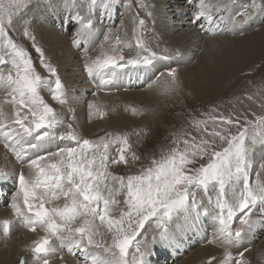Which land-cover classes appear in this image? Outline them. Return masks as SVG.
Listing matches in <instances>:
<instances>
[{
    "label": "snow or ice",
    "instance_id": "6c2138e0",
    "mask_svg": "<svg viewBox=\"0 0 264 264\" xmlns=\"http://www.w3.org/2000/svg\"><path fill=\"white\" fill-rule=\"evenodd\" d=\"M120 3L90 0L87 16L77 12L69 17L79 25L77 37L91 35L94 9L99 7L110 14ZM186 3L191 6L193 0ZM29 5L30 0H8L7 4L0 0V90L5 94L0 103V141L21 169L28 170L27 174L23 170L16 174L18 188L11 194L10 207L20 227L44 233L29 249L34 264H52L58 251L79 257V264H151L157 244L179 246L188 233L206 221L211 222L213 238L205 242L225 249L218 264H249L245 259L246 241L254 230L264 229V216H254V210L264 206V171H252L253 154L257 149L264 150V115L254 120L245 118L241 123L222 114L201 113L205 118L189 121L195 134L181 129L174 133L173 146L158 158L153 156L147 166L135 174H117L113 171L116 166L130 168L141 161L128 135L107 133L93 141L82 138L71 124L66 134L57 135L55 129L61 121L42 91L47 89L51 99L61 105L68 103V94L57 69L46 61L36 43L30 21L22 15ZM227 6L221 2L210 8L205 0H199L192 22L208 35H223L216 13L226 11ZM139 7L147 11L150 5L140 0ZM258 10L264 13V0H251L240 14L242 19L231 20L228 31L241 32ZM147 14L152 16L151 12ZM14 17L25 24L22 34L31 40L39 64L50 78L40 74L31 53L10 36L8 29ZM219 20L223 21L222 15ZM137 22L143 32L145 20ZM104 39L109 40V36ZM115 39L121 43L118 36ZM73 45L81 47V40L74 38ZM136 47L146 54L126 60L115 47L96 58L85 52L84 71L90 79L98 78L97 87L103 89L112 83L117 69L151 72L155 60L172 59V55L152 51L140 38ZM161 76H166L161 94L173 96L182 91L176 68L159 72L148 87L152 88ZM3 105H10L11 113ZM88 108L89 117L102 119L107 115L95 102H89ZM211 111L215 113L216 109ZM131 113L143 114L137 108ZM229 126H236L237 132ZM56 139L69 143L55 152L32 155L31 150ZM113 146H117L115 155L110 151ZM10 178L8 172L0 170V181ZM121 196L123 199H118ZM14 226L8 219L0 221V235L9 238ZM59 259L64 260V256L59 255ZM215 260L210 256L206 264ZM19 264L28 261L21 258Z\"/></svg>",
    "mask_w": 264,
    "mask_h": 264
},
{
    "label": "bare ground",
    "instance_id": "6f19581e",
    "mask_svg": "<svg viewBox=\"0 0 264 264\" xmlns=\"http://www.w3.org/2000/svg\"><path fill=\"white\" fill-rule=\"evenodd\" d=\"M63 1L60 3L59 7L56 5L50 9L53 18L56 21L54 27L50 29L49 26L41 25L38 26V28H42L40 30V35L45 41L44 44L47 45L46 47H48V51L53 54V61L57 62L59 65V71L61 70V74L63 75L62 77L65 80L64 85L66 86V91L69 90L67 93L68 103L71 104L70 107L73 106V109L75 108L74 114L76 113V111L78 112V117L76 118L75 115L74 119L76 118L78 126L81 127L80 131H82V133L84 134H88L87 137H89L90 135L98 137L106 133L107 131L114 130V128L124 127V125L126 124L123 122L124 117L122 116L121 111L125 106L128 105V103H125L126 101H128V99L129 101H141L142 103L149 100L161 102V104L162 102H166L165 98L167 96L161 94L160 91L166 80V76L160 77L159 81L153 84L152 88L148 87V83L151 76L153 75V71L164 72L168 68H176L178 70L180 80L182 81V91L180 92V95H186L190 93L191 96L194 95L201 97V95H203L207 97L217 91H221L234 79L233 72L234 70H236V64L234 63V57L230 56V54L236 52L237 49L235 50L231 48L232 44H241L242 46H245V48H248L250 50H253L254 48H264V28L257 29L260 26V23L264 21V13L258 12L259 15H257V18L253 16L252 19H250L242 26V31H250V33L239 32L237 34H233L228 31V29L231 28L232 20L230 19L229 11L231 12L233 9H235L233 0H205L210 8L213 5L221 2H226L228 5L226 11L216 13V22L221 24V28L224 30L223 35H226V37L224 38H219V36L213 37L206 34V31H202L196 23L192 22V16L194 11L199 6V0L197 3L195 2L196 0H193V4L191 6L188 3H183L182 0H153L154 7L157 12H155V18L159 27L158 31L161 33L160 39L158 38L159 40L156 44L157 47H161L164 43H159L160 41L166 40L168 42L169 45H165L164 47H168L166 49L172 48L168 51V53L172 55V62L170 60L165 61L162 59H157L154 61L151 72H143V70L132 69L131 67L116 71V79L115 82L112 83L113 85L101 89L97 87L99 80L90 81V79L83 72L85 52H87L88 56L91 58H96L101 54L100 50L99 54H95L98 51L96 49V45L98 43H95V37L100 33L99 30H101V27L98 24V29H94L91 35L87 36L86 38L77 37L76 32V35L73 38L66 37L65 34L70 27L77 26L78 29L79 25L74 21H70L69 19L70 16H74L77 13L74 4L71 3L72 0H67L64 2ZM180 1H182V3H180ZM246 2H248V0ZM50 3L51 2H49V4ZM78 6L79 4L77 5V7ZM99 10H101V13L99 12L100 14L98 15L101 16V19H103L102 21H107L108 24L106 23V25L114 27V21L118 18V15H120L118 14V7H114L110 14L104 13V10L102 8H99ZM238 12L239 11H237L234 15H236ZM60 13L65 15L64 20H61L60 16L58 15ZM34 14L36 17L35 20L42 21V14L37 12H35ZM220 15L223 16V21L219 20ZM214 26L215 25H213V27ZM207 27L208 24L207 22H205V29H207ZM94 32H97V34H95ZM74 38L80 39L81 44L85 43L81 51L79 49L80 47L77 48L73 45ZM94 43L95 47L93 46ZM221 43L229 50L225 52L226 55L216 60V56L214 57L216 52L211 54V50L214 48V46ZM123 46L124 45H122L121 47ZM157 50L154 51L158 52ZM200 50L204 52H201L200 54ZM50 52L49 54L51 55ZM142 54L144 53L142 52ZM209 54L212 56V58ZM198 56L199 58L196 60L195 57ZM225 58H229V60H224ZM184 66H187L188 68H185ZM128 86H137L133 89L138 88V91H129V88H127ZM143 87H145V89L147 90L149 89L150 91H140V89H142ZM94 91H96V93L98 94H95L93 96L92 92L94 93ZM88 93H90V95H87ZM101 94H103L104 96H102ZM116 95L119 96L116 97ZM90 98H92L91 102H95L98 107H100L104 111L110 112L108 116L109 119L107 118L108 121L101 122L98 117H89V108L88 105H86V101ZM4 99L5 94L3 92L2 95H0V103H2ZM3 107L7 112L8 108H10L11 106L3 105ZM65 108L59 110L60 114L58 117L59 120H61L60 126L62 125L63 127L65 125L64 122H67V118L70 115L69 110ZM70 110H72V108ZM143 120H145V118ZM72 125H75V127L78 129L76 123H72ZM52 142L53 141L46 142L45 146L41 149H38V151L50 149L52 146ZM2 145L3 141H0V170L8 172L11 178L7 181H0V206L4 207V210H0V220L3 221L5 219H8L10 221H13L14 224H17L15 222V217L13 216L12 209L10 213L8 211L10 207L8 208V206H10L9 202L11 200V194L16 190V174L21 171V167L19 166V162L17 160H14L8 155V153L5 152ZM257 155L264 156V151L257 150V152L252 156L253 166L256 170H258V166L260 164L261 167H264V158L260 162L258 160L257 163ZM22 170L27 174L28 170L26 167ZM259 171H261V169H259ZM123 174L124 173L122 172V175ZM9 186H11V188H9ZM118 199L122 198L118 197ZM60 203H62V201ZM258 211H261V214H258ZM254 216L256 218L264 216V206H259L258 209H255ZM208 225L210 227L209 230L213 232L211 222L206 221L195 232L188 233L179 246L167 247L157 244L155 250L161 252L163 250L161 256L165 257V261H172L170 263L173 264L186 257L193 251L195 247L198 248L199 246L200 248L198 251H196L193 255H190L187 259H183L179 264H199V262L206 264V261L210 256H215L216 260L213 261V264H218V261L223 258L225 249L218 244H208L205 242L206 236H208L209 238L212 237L211 233H206ZM261 230L264 231V229ZM259 231L260 228L254 230L253 234L249 236L245 244V247H247L248 249V251L245 252V259L249 262V264H252V261L255 262V264H260L261 261H264V241H262L255 247L251 246V243L257 239ZM22 232L25 233V236L23 237L24 242L18 243L17 240V243H15V245H13V247L11 248L7 247V238L0 235L4 238L0 240V264H19V260L21 258L27 260L28 264H34L32 254L27 253L28 255H25L23 249L25 250L28 248V246H32L33 242L40 239L43 236L42 234L44 233L38 234L37 232H30L27 229L23 230ZM262 234L264 235V233ZM232 251L235 253L236 250L232 249ZM184 254L185 256L181 258V256ZM59 255H63L64 260H60ZM78 259L79 257H72L68 255L66 251H58V255L55 259L52 260V264H79L80 261ZM165 261L163 262L161 260H158L157 262H155L151 259V264H165Z\"/></svg>",
    "mask_w": 264,
    "mask_h": 264
},
{
    "label": "rangeland",
    "instance_id": "374dc122",
    "mask_svg": "<svg viewBox=\"0 0 264 264\" xmlns=\"http://www.w3.org/2000/svg\"><path fill=\"white\" fill-rule=\"evenodd\" d=\"M73 1L75 0L71 1L72 4L75 3ZM182 1L183 3H186V0H182ZM182 1H180V3H182ZM210 1H213V0H210ZM4 2L7 4L8 0H4ZM49 2L51 3L49 4ZM61 2H62L61 0H56V1L55 0H30L29 7L27 9L22 10V15L24 19H26L27 21H30V30L36 37V43L43 49L45 53L46 61L57 69L58 74L62 80V83L65 84V80L62 77L63 75L61 74V70L59 71L58 63L53 61L54 56L50 51H48V47H46L47 45L44 44L45 41L40 35V30L42 28H38V26H41V25L49 26L50 29L54 27V24H56V21L54 20L50 9L56 5L59 7ZM144 2L150 5L147 11L139 7L140 0H121L120 6H119V13H118L120 15H118V18L114 21V24H113L114 27H110L109 25H106L107 21H103L104 25L99 24L101 27V30H99V32L100 33L103 32L104 36L108 35L109 40L105 41L104 36L103 37L100 36L102 38L96 41V43H98L96 45V49L98 51L95 54H99V50L101 51L100 53L102 52L111 53V50L115 47L119 51H122L126 60L130 59L129 55L137 57L138 54H142V50L136 47V40L137 38H140L152 51L158 49L157 50L158 54L170 55L168 52L167 53L164 52V50L168 48L164 46L169 45L166 40L159 42V43H164L161 47L159 46L157 47V44H156L158 43V40L160 39L161 33L158 31L159 27H158V23L155 18L156 9L155 7H152V5H154V2L153 0H144ZM233 3L235 4V3H240V2L233 0ZM79 6L78 7L77 5L75 6L76 12H79L81 15L87 16L85 4L81 2L79 3ZM35 12L43 15L42 21L35 20L36 18L34 14ZM99 12L101 13V10H99ZM148 12L152 13L151 17L148 16L147 14ZM137 14H138V17H137ZM58 15L60 16L61 20L65 19V15L61 13ZM94 17H92L93 25L98 21L100 22V19H97ZM13 19H14V24L10 29H8L9 33L12 35L14 39L18 38L19 41L22 42L21 44L25 45V48L31 53L32 59L36 63L37 70L40 72L42 76L45 77L46 70H44L39 64L37 54L35 50L32 48L31 40L25 38L22 34L25 24L22 21H20L17 17H14ZM138 19L145 20V28L143 32H141L140 26L137 22ZM99 25L94 26V29L97 30ZM263 26H264V21L260 23V26L257 29L264 28ZM75 32L77 33V26H72L67 30V33L65 35L68 38H73L76 35ZM244 32L245 31H241V33H244ZM246 32L250 33V31H246ZM94 33L97 34V32H94ZM100 33L98 34V36L95 37L96 39L99 37ZM117 36L120 38V41H121L120 44H117L116 42L115 37ZM222 36L223 35H220L219 38H224ZM213 37H216V36H213ZM122 45H124L123 46L124 48L121 47ZM134 48H136V50ZM231 48L235 50L237 49L236 52L230 54V56L234 57V60H235L234 63L236 64L235 66L236 70H234L233 72L234 79L228 84L229 86L227 85L221 91H217L214 94L207 96V97L203 95H201V97L194 96V95L191 96L190 93L186 95H180L179 93L177 95L167 96L165 98L166 102H162V104L161 102H156L154 100L147 101V102L151 101L150 103H147V102L142 103L141 101L135 102V101H129L128 99V101L125 102V103H128V105L125 106L121 111L122 116L124 117L123 122L126 125H124V127L122 128H114V130L107 131L106 133L98 137L92 136V135L87 137L88 134H84L82 133V131H80L81 127L78 126V123L76 120V118L78 117V112L76 111V113L74 114L75 108L73 109V106L70 107L71 104L67 103L65 104L66 105L65 106L59 103H55L51 99V95L47 89H44L42 91V95L44 96L47 103L52 104L56 108L57 110L56 112L58 113V115L60 114L59 110L67 107L65 109H68L70 112V115L68 116L67 121L71 125L72 123L77 124L78 129L75 127V125H73V127L76 129L77 132H79L78 134L81 133L80 136L82 138L84 137V138L95 141L99 139L100 137L105 136L107 133H112L113 135L115 134L128 135L130 143L132 145V150L141 156V161L138 162L135 166L130 167V168H125L124 166L121 165L113 169V171H115L117 174L122 175V172H123L124 173L123 175L126 176L129 174L137 173L142 166L148 165L150 159L153 156H156L158 158L162 152H166L170 147H172L173 146L172 140L174 138V133H178L181 129H183L186 132H193V134H195L194 130L191 128L189 121L193 117L198 118V119L205 118L201 116V113H205L208 115L222 114L225 116H229L233 119H240L241 123H243V120L246 118V116L250 114L251 111L257 112L260 115H264V48H257V49L254 48L253 49L254 51H253L248 48H245V46H242L241 44H235V45L232 44ZM171 49L172 48L168 50H171ZM202 50H203V47H202ZM228 50L229 49L224 47L223 44L221 43L219 45L214 46V48L211 50V54L216 52L214 57L216 56L215 58L217 60L218 58H221L224 55H226L225 52H227ZM49 52L51 53V55L49 54ZM201 52L202 51L200 50L199 53L201 54ZM210 57L212 58L211 55ZM198 58L199 56L195 57L196 60ZM224 60H229V58L228 59L225 58ZM170 61L172 62V59ZM184 67L188 68L187 66H184ZM95 90H98V89H95ZM68 91L69 90H67V93ZM140 91L147 92L150 90L149 89L147 90L145 89V87H143L142 89H140ZM92 94L94 96L95 94L97 95L98 93L94 91V93L92 92ZM87 95H90V93H88ZM101 95L104 96L103 94ZM118 96L119 95H116V97ZM248 96H251L252 99L251 100L247 99ZM91 101H92V98L87 100L86 105H88V103ZM71 108L72 110H70ZM132 108H137L139 110H142L143 114L132 115L131 113ZM213 108L216 109L215 113L211 111ZM107 113L108 114L104 116L102 119L99 118L101 122L108 121L109 119L108 116L110 112H107ZM75 115H76V118L74 119L73 117ZM144 118L145 120H143ZM62 121H65V120H62ZM61 126L59 124L57 128ZM229 127L231 128V131L233 133L237 132L236 126H229ZM101 130H104V129H101ZM137 133H139V135H137ZM257 150L255 151V153L257 152ZM262 160L263 158L260 161ZM19 166L21 167V165ZM259 166H261V164ZM260 169L261 171H264V167H260ZM9 188H11V186H9ZM121 198L123 199L122 196ZM9 207L10 206H8V208ZM0 210H4V207L0 206ZM8 211L11 213V207ZM258 214H261V211H258ZM14 225L16 226H14L11 236L7 238L8 248L13 247V245L17 243V240H18V243L24 242L23 237L25 236V233L22 231L25 230V228L20 227L18 223ZM38 230L36 231L38 234L43 233L42 231L40 232V230L39 231ZM258 233L259 235L257 239L251 243L252 247L257 246L262 241H264V235L262 234L264 233V231L260 229ZM20 234L22 237L20 236ZM0 237H1L0 240L4 239L2 236ZM19 238H20V242H19ZM30 247L28 246V248L25 249L27 252L23 249V251L25 252L23 253L25 255L31 254V252L29 251ZM199 248L200 247L198 246V248H196L197 250L193 249V251L184 258L182 257L185 256V254L182 255L181 256L182 259H180L178 262H175L173 264H179L183 259L185 260L190 255H193L196 251L199 250ZM161 257H162L161 261L164 262L165 257L164 256H161ZM170 262L172 261H169L168 263ZM201 263L202 262H199V264ZM252 264H255V262L252 261ZM260 264H264V261H261Z\"/></svg>",
    "mask_w": 264,
    "mask_h": 264
}]
</instances>
